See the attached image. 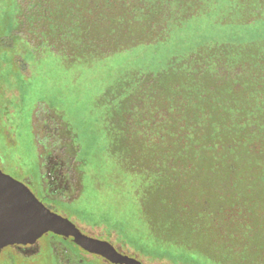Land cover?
Masks as SVG:
<instances>
[{
    "label": "rangeland",
    "instance_id": "rangeland-1",
    "mask_svg": "<svg viewBox=\"0 0 264 264\" xmlns=\"http://www.w3.org/2000/svg\"><path fill=\"white\" fill-rule=\"evenodd\" d=\"M173 4L177 21L166 38L132 46L123 38L125 46L114 50L108 22L77 40L85 0H0V167L23 181L37 164L48 179L54 166L41 167L37 146L65 142L68 179L42 181L65 201L31 191L83 234L142 264H264L263 84L244 90L240 80L236 92L219 88L220 104L209 106L202 126L207 141L183 164L151 159L106 108L132 73L155 74L173 57L228 45L229 57L241 61L264 50V0ZM249 126L254 135L244 143L236 135ZM37 244L30 256L3 247L0 264H57L61 245L79 251L46 232ZM103 258L92 254L83 264H113Z\"/></svg>",
    "mask_w": 264,
    "mask_h": 264
},
{
    "label": "trees",
    "instance_id": "trees-1",
    "mask_svg": "<svg viewBox=\"0 0 264 264\" xmlns=\"http://www.w3.org/2000/svg\"><path fill=\"white\" fill-rule=\"evenodd\" d=\"M174 1L85 0L84 11L79 8V11L70 12L78 11L82 21L78 23L81 27L77 40L82 43L90 29L101 21L108 22L110 34L116 41L115 50L125 46L120 43L123 38L126 46L166 38L177 21ZM227 49L230 46L217 45L210 51L201 49L186 57H173L155 74L132 73L123 87L120 88V84L116 87L118 91H114L106 108L110 113L115 111L116 122L123 126L122 131L133 139L132 142L135 138L141 139L151 159L186 163L195 158L191 151L199 149L201 141H207L201 139L202 126L210 118L209 106L220 104L219 88L226 86L236 92L241 89L240 80L244 90L262 84L264 87V50L251 47L248 50L252 51L241 62L231 59ZM250 133H253L251 126L236 137L248 143L246 137ZM258 135L254 137L257 143L262 140Z\"/></svg>",
    "mask_w": 264,
    "mask_h": 264
},
{
    "label": "water",
    "instance_id": "water-1",
    "mask_svg": "<svg viewBox=\"0 0 264 264\" xmlns=\"http://www.w3.org/2000/svg\"><path fill=\"white\" fill-rule=\"evenodd\" d=\"M48 231L70 238L113 264H142L134 257L119 253L107 240L83 234L70 219L40 202L23 181L0 169V249L7 245L32 244Z\"/></svg>",
    "mask_w": 264,
    "mask_h": 264
},
{
    "label": "flooded vegetation",
    "instance_id": "flooded-vegetation-1",
    "mask_svg": "<svg viewBox=\"0 0 264 264\" xmlns=\"http://www.w3.org/2000/svg\"><path fill=\"white\" fill-rule=\"evenodd\" d=\"M5 136L6 134L4 132V129L2 128L1 135H0L2 143L5 142ZM66 147L67 145L65 144V142L64 144H61L58 147L51 146L48 143H44V144L42 143L37 146L38 153L34 154V158L36 159L37 157H40V159L43 160V162L41 163V167L42 168L43 166L45 167L48 162L51 164L52 167L54 166V168L51 169V173H48V176H49L48 179L45 177L47 173L41 170L40 168H38L37 164L34 165L33 169L30 172L28 171L25 173V175L20 176V179H23V181L30 188V190H32L35 194H38V195L40 194V196L46 199L48 202H51L50 200L53 201L54 199L65 201L61 197H58L57 195H51L49 193V190L47 189L48 186L46 187V185H44V187H42V181L43 182L51 181V182L60 183L68 179L67 177L69 175V171L67 170L66 168L67 164L64 162L63 159L64 158L71 159V158H70V155L66 156V154L68 153L66 151ZM1 159H4V158L0 157V166L2 163ZM73 192H74V186L70 187V190L66 194L70 196L73 194ZM66 202H72V201L68 200ZM44 204L48 206L52 211L57 213V210L53 207L52 204H49V203H44ZM46 233L52 234L53 237L54 236L63 237L65 240L72 243L79 249L78 253H75L74 251L70 250V248H68L67 246L61 245L58 249L55 250V258H56L57 264H83V262L85 261V258H87L88 256L92 254L103 258V256L99 254L89 252L88 250L84 249L77 243L70 240V238L62 234H57L52 231H48ZM13 246L18 251L19 254L24 255V256H30L38 250L37 240L32 244H16Z\"/></svg>",
    "mask_w": 264,
    "mask_h": 264
}]
</instances>
